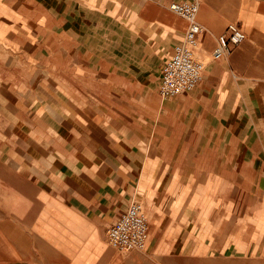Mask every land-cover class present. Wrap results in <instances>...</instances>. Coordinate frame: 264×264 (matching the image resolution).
Here are the masks:
<instances>
[{
	"label": "crops",
	"instance_id": "crops-1",
	"mask_svg": "<svg viewBox=\"0 0 264 264\" xmlns=\"http://www.w3.org/2000/svg\"><path fill=\"white\" fill-rule=\"evenodd\" d=\"M171 1L0 0L3 98L37 95L15 114L47 169L45 207H0V264H264V0H202L203 78L163 97L188 27ZM230 23L246 39L213 59ZM135 201L149 236L120 251L107 229Z\"/></svg>",
	"mask_w": 264,
	"mask_h": 264
},
{
	"label": "built area",
	"instance_id": "built-area-1",
	"mask_svg": "<svg viewBox=\"0 0 264 264\" xmlns=\"http://www.w3.org/2000/svg\"><path fill=\"white\" fill-rule=\"evenodd\" d=\"M202 0H173L169 8L188 21L183 41L174 46L172 56L162 67L159 93L171 97L192 91L203 78L206 61L198 57L200 34L203 26L197 20V12ZM246 39V33L238 23H230L227 30L217 38L212 52L213 59L221 58L231 45L237 46ZM149 236V222L144 205L135 201L122 212L107 229V240L120 251L142 249Z\"/></svg>",
	"mask_w": 264,
	"mask_h": 264
},
{
	"label": "rangeland",
	"instance_id": "rangeland-1",
	"mask_svg": "<svg viewBox=\"0 0 264 264\" xmlns=\"http://www.w3.org/2000/svg\"><path fill=\"white\" fill-rule=\"evenodd\" d=\"M0 48L4 49L3 46ZM12 58L10 52H0V207L5 214H12V207H21L22 212L27 207L47 205V169L35 162L33 149H28L24 143L27 133L21 132L22 121L19 118L23 112L15 114L19 103L29 108L37 100V95L32 93V98L22 100L3 98L4 94L13 96L9 89L14 88L13 85L17 86L13 84L11 73L12 68H15ZM20 70L21 73L24 71L22 68ZM201 262L196 260L195 264ZM182 264L190 263L182 261Z\"/></svg>",
	"mask_w": 264,
	"mask_h": 264
}]
</instances>
